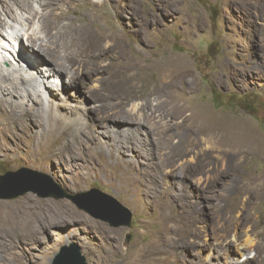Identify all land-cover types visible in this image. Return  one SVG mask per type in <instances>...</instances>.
I'll return each instance as SVG.
<instances>
[{
  "label": "rangeland",
  "instance_id": "374dc122",
  "mask_svg": "<svg viewBox=\"0 0 264 264\" xmlns=\"http://www.w3.org/2000/svg\"><path fill=\"white\" fill-rule=\"evenodd\" d=\"M4 1L14 17L1 16L0 67L30 77L24 59L33 49L25 39L39 23L25 18L41 0ZM62 7L66 21L78 17L89 28L83 38H66L83 64L76 95H84L86 108L102 105L106 118H126L141 133L126 141V134H112L111 122L90 118L80 132L63 123L43 149L35 150L40 136L27 132L1 138L0 211L25 205L27 196L49 204L20 208L36 212L39 222L14 225L18 234L0 230V264H50L71 243L84 264H264V0H66ZM15 31L27 35L13 40ZM125 69L146 86L121 85ZM59 88L53 100L69 91ZM142 104L156 105V113L131 111ZM125 146L130 171L111 155ZM46 150L48 162L39 163ZM10 172L17 175L5 176ZM50 182L71 198L48 195ZM92 189L126 207L129 226L79 208L92 204L84 196ZM170 213L180 234L164 229L172 226L163 222ZM248 235L252 245L240 257L231 239Z\"/></svg>",
  "mask_w": 264,
  "mask_h": 264
},
{
  "label": "bare ground",
  "instance_id": "6f19581e",
  "mask_svg": "<svg viewBox=\"0 0 264 264\" xmlns=\"http://www.w3.org/2000/svg\"><path fill=\"white\" fill-rule=\"evenodd\" d=\"M1 1L3 9L0 10V28L2 26L1 16H3L4 18L14 17L10 4L6 3L4 0ZM65 2L66 0H41V3L37 4V7L40 8V11L38 10V8L35 9L33 6H28V15L25 18V20L27 21L26 24H30L33 20L37 19L39 27L36 30H33L32 34L28 35L25 33H21V31L13 32V34L15 35V39L13 40H16L18 38H21L22 40L24 36L27 35V38L25 40L28 42V46L33 49V54H29V57L27 59L25 58L24 61L27 68L29 67L28 69H33V72L30 73V77L28 75H26L28 76L26 77L25 75H23V73L20 72L21 70H23V72L27 74L28 70H18L16 69V67L9 70H2V68L0 67V118H2V125L4 127L0 131V139L2 138L5 140L8 138L9 134H15L16 132H27L28 136H30L32 139L37 135L40 136L39 139H35L37 143V147L35 148V150L40 147L43 149L44 139L50 140L51 138L56 137L57 132L58 130H60V126H62L63 123L71 127L74 126L73 131L80 132V127L83 128V124L80 125V122H86L85 120H87V123L85 124H89L88 121L91 118L92 121L95 119L97 120V122H111L113 124V126L111 127L114 129L112 130V134H114L115 137L126 134V136H124L123 138H125L127 141L128 133L133 137L141 133L138 128H133L130 126L134 122L132 123L126 118H120L122 119V121H118L114 118H106V116L109 114H105V109L102 105H99L97 107L93 106L92 108H86L84 95H76L78 85L82 83L81 79H79L78 77L81 76L84 72L80 69L83 64L82 62H79L76 59L75 55L72 53V50L67 45L66 38H83L87 36L89 28L87 27L85 20L83 21L78 17H75L68 21L65 20V18H67V14H69L66 11H62V4ZM18 4L19 6H21L19 2ZM4 22L6 21L4 20ZM36 34L40 35L38 36ZM1 37L4 39V35L2 33ZM56 55L60 58V60H63L62 62H64L67 67L64 68L63 66H60L58 62H55V58H57ZM69 65H77L76 70H68ZM50 75L53 77H58L57 81H54L52 79L50 80ZM59 77L61 78V80ZM142 79L143 78H140V76H135L134 73H129L125 69V73L121 75L119 81H121V85H129L128 82H133L134 87H144L146 85L142 82ZM50 82L51 85L49 84ZM60 84H62L63 86V91L69 89V91L71 90V94L68 91L64 98H60L59 101L53 100V97L55 95L53 90L57 87V92L59 93V90H61L59 88ZM91 93V97L93 98V100L95 102H100V92L94 89L93 91H91ZM143 103L145 102L143 101ZM156 107V105L153 108L142 104L139 107H135L131 111L137 114V109L139 108L142 111H150L153 115L154 113H156L155 111H157ZM43 116H46V119H48L45 124L42 123ZM183 117L185 120H187L189 118H193V115L190 114ZM145 119L147 118L145 117ZM137 122V124L142 123V121ZM107 128L108 127H105V130L103 132H100L108 134V131H110L111 129L108 130ZM132 140H136L135 137L132 138ZM66 148L67 150H70L68 146H66ZM121 148L122 149L117 153L115 152L116 154L111 153V155H115L116 157L114 164L124 166V168L126 167L127 169H129V171L133 170V168L128 163H126L127 159L124 158V155H126L124 148H127V146ZM45 152V155L40 157L41 159L40 161H38L39 163L48 162L50 151L46 150ZM33 153L31 154V156L33 155ZM21 202L25 205L15 206V208L11 207L13 209L8 210L7 212H4V209L0 211V230H4V232L8 234H10L11 232L13 234H18L17 231L19 229L14 228V225L22 226L23 224H33L35 221L39 222V220L34 218L33 216L36 212H25V210L20 212V208L32 209L28 204H39L40 207L41 205L43 206V204H49L46 201H38L31 196L24 197ZM4 208L6 209L8 207ZM163 215V222H165L166 224H172L171 227L165 225L164 229L172 230V232L175 231L177 234H180L182 227L178 223L179 219L172 216V214H168L169 216L166 214ZM32 216L33 218H31ZM190 225L191 224H189V226ZM7 226L9 227L7 228ZM231 242L235 244V251L240 255V257L246 255V252H248V247L252 245V241L249 235L245 236V238H243L241 242H237V238L233 236ZM173 255L174 254H172V256ZM173 257H175V259L173 260H178L179 262V255H175Z\"/></svg>",
  "mask_w": 264,
  "mask_h": 264
},
{
  "label": "water",
  "instance_id": "95a60500",
  "mask_svg": "<svg viewBox=\"0 0 264 264\" xmlns=\"http://www.w3.org/2000/svg\"><path fill=\"white\" fill-rule=\"evenodd\" d=\"M15 175L17 174L10 172L5 176ZM5 176H2L1 178L4 180L6 179ZM49 184L52 187V192H49L48 195L57 198L64 196L71 198V196L62 192L56 184L52 182ZM84 196H91L92 204L78 203L77 206L79 208L84 209L93 216L99 215L97 217H100L104 221H109L111 226H129L131 212L117 200L96 189H92L87 194L85 193ZM108 209H112L114 215H111L110 212H108ZM51 264H84V257L80 254L78 247L71 243L69 246H62L60 248L59 253L52 260Z\"/></svg>",
  "mask_w": 264,
  "mask_h": 264
}]
</instances>
